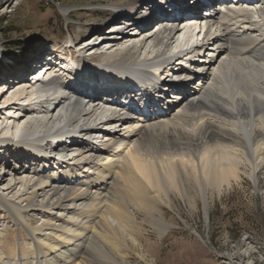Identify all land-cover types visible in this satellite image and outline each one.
<instances>
[{
	"label": "bare ground",
	"instance_id": "1",
	"mask_svg": "<svg viewBox=\"0 0 264 264\" xmlns=\"http://www.w3.org/2000/svg\"><path fill=\"white\" fill-rule=\"evenodd\" d=\"M185 1L113 2L104 9L109 18L98 26L96 43L84 35L78 43L70 36L67 44V62H77L87 78L64 86L53 73L61 62L50 56L46 81L4 103L21 112L0 122V153L8 158L0 165V204L29 243L13 245L9 231L0 230V264H129L108 214L131 233L141 229L139 216L168 230L163 207L173 206V193L197 208L206 186L220 195L241 178L231 150L250 162L254 146H264V0H192L194 8ZM202 3L209 8L198 19L208 28L204 34L195 32L197 21L184 20L187 9ZM153 21L156 30H149ZM201 37L210 45L205 55ZM177 40L186 48L177 49ZM179 55L189 69L177 74ZM151 70L161 72L162 90L158 79L142 96L133 90L116 95L118 85L130 84L129 73L151 80ZM176 78L177 88L170 86ZM167 88L173 95L154 102ZM136 102L146 105L144 112ZM50 142L58 144L55 150ZM258 177L251 175L256 183ZM17 184L22 189L14 192ZM41 216L48 223L34 227Z\"/></svg>",
	"mask_w": 264,
	"mask_h": 264
},
{
	"label": "rangeland",
	"instance_id": "2",
	"mask_svg": "<svg viewBox=\"0 0 264 264\" xmlns=\"http://www.w3.org/2000/svg\"><path fill=\"white\" fill-rule=\"evenodd\" d=\"M116 1L0 0V122L6 124L17 119V116L8 119L7 115L10 112L18 115L21 107L2 106L17 90L46 81L52 72L50 56L56 58V50L63 48L65 42L69 44L70 36L76 43L84 35L97 42L94 36L98 26L109 18L103 13ZM153 25L148 29L156 30ZM82 43L74 50L84 47ZM180 45L181 41L177 40L174 46L186 48V44ZM100 47L102 52L109 48ZM65 53L66 59L68 54L71 57L69 51ZM42 66L46 67L42 69ZM26 67L30 69L28 72ZM18 77L25 79V84L17 85ZM260 144L252 149L250 162L242 157L239 149L231 150L241 178L220 195L211 193L206 186L204 201L200 200L197 208L189 207L178 193H173V206L163 207L164 222L170 225L168 230L161 231L157 226L142 222L139 216L137 223L143 224L140 231L133 234L120 229L118 222L108 214L107 221L125 246L129 264H264V146ZM2 162L0 160V165ZM253 172L259 176L258 183L251 178ZM31 173L26 177L30 178ZM20 189L21 185L17 184L14 192ZM15 203L21 207L25 205L20 200ZM2 208L0 204V230L9 231L8 238L13 245L28 244V235L12 223L10 215ZM103 211L104 208L101 214ZM46 223L48 218L41 216L33 226L40 228Z\"/></svg>",
	"mask_w": 264,
	"mask_h": 264
}]
</instances>
